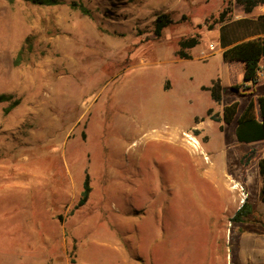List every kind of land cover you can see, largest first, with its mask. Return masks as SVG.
<instances>
[{
  "label": "rangeland",
  "instance_id": "rangeland-1",
  "mask_svg": "<svg viewBox=\"0 0 264 264\" xmlns=\"http://www.w3.org/2000/svg\"><path fill=\"white\" fill-rule=\"evenodd\" d=\"M226 6L242 11L236 0H0V264H236L252 148L231 127L197 126L218 114L201 87L221 57L202 42L176 56L181 40L211 39L204 23ZM160 14L172 23L155 38ZM230 75L242 81L238 66Z\"/></svg>",
  "mask_w": 264,
  "mask_h": 264
},
{
  "label": "trees",
  "instance_id": "trees-1",
  "mask_svg": "<svg viewBox=\"0 0 264 264\" xmlns=\"http://www.w3.org/2000/svg\"><path fill=\"white\" fill-rule=\"evenodd\" d=\"M14 1L27 2L38 6H54L59 4L60 0H7L12 3ZM244 13H250L256 6H264V0H236ZM81 9L85 11L82 7ZM229 7L226 6L218 16L208 24L207 20L204 25L206 29L211 30L216 24H221L219 28V44L222 48V59L225 62H241L243 64L242 84L231 86V90L238 91L244 84H256L258 81L259 61L264 56V38L257 37L247 39L246 37L255 34L257 30L264 31V15H259L256 20L242 19L238 21L226 22L229 20ZM172 21L166 14L156 16L153 23V35L159 38L162 32ZM199 43L198 36H193L179 41V49L176 56L179 59H189L190 56L185 50L195 47ZM201 90L209 92L210 98L216 104L222 99V88L218 79L212 80L210 86L201 87ZM259 108L260 121L255 117V103L251 100L243 108L241 114L236 117L237 103H231L222 108L221 119L218 114L211 115L208 109L206 115L215 122L222 120L224 124H231L236 121L235 137L239 143H251L264 140V96L257 98ZM253 155V153H250ZM257 170L260 177V200L264 202V158L257 161ZM90 192L88 176L85 175L83 190L80 198L74 208L84 205L88 199ZM242 206L240 209H242Z\"/></svg>",
  "mask_w": 264,
  "mask_h": 264
},
{
  "label": "crops",
  "instance_id": "crops-1",
  "mask_svg": "<svg viewBox=\"0 0 264 264\" xmlns=\"http://www.w3.org/2000/svg\"><path fill=\"white\" fill-rule=\"evenodd\" d=\"M254 10H256L255 14H251ZM259 15H264V6H256L250 13H244L243 10L238 13H233L232 16L226 22L238 21L242 19L248 20H256ZM221 24H216L211 30V34L213 35L211 39L206 40L205 34H202L201 40L198 44L203 43L206 47L213 50L214 54H217L221 57L222 63V73L218 79L219 84L222 88V99L220 102V107L218 110V117L221 119L222 116V108L226 105L236 102L237 103V114L238 117L243 108L247 105L249 101H253L255 103V117L257 121H260L259 108L257 104V98L260 96H264V56L259 61V69H258V81L256 84H244L238 91L231 90V86L240 85L243 82H234L231 79L230 71L233 66H238L240 68V73L243 74V64L239 62V64L234 62H225L222 59V48L219 44V28ZM208 31V30H207ZM257 37L264 38V31L257 30L255 34H251L246 37L247 39H254ZM197 44V45H198ZM192 50V48H191ZM202 52V51H200ZM211 55L213 54L210 52ZM209 53V54H210ZM207 87V86H205ZM229 90L231 94V98L229 101L223 103V97L226 92ZM211 109V108H208ZM207 109V110H208ZM207 112V111H206ZM209 122V124L218 123V132L221 133L227 127H231L235 136V129L237 126V122L234 121L231 124H224L222 120L215 122L210 118L202 119L198 118V124L200 125L202 121ZM194 130L198 131L200 134L206 135L203 133V130L200 128H195ZM209 137L208 135H206ZM208 142H211L210 138ZM232 142L238 144L239 142L233 139ZM239 144H247L248 147L252 148L253 152V163L256 165L257 169V161L260 158H264V140L255 141L251 143H239ZM240 154V153H239ZM241 155V154H240ZM255 175V192H247L245 194L244 203L235 209V212H239L242 206L246 208V216L243 218H238L235 224V233L237 235L234 257L236 264H264V202L260 200V177L257 173L254 172ZM245 184H248V180L245 179ZM243 207V208H244ZM238 225V226H237ZM238 227V228H236ZM243 228H246L244 230ZM214 253V252H213Z\"/></svg>",
  "mask_w": 264,
  "mask_h": 264
},
{
  "label": "built area",
  "instance_id": "built-area-1",
  "mask_svg": "<svg viewBox=\"0 0 264 264\" xmlns=\"http://www.w3.org/2000/svg\"><path fill=\"white\" fill-rule=\"evenodd\" d=\"M202 57H205V54L203 52L200 53Z\"/></svg>",
  "mask_w": 264,
  "mask_h": 264
},
{
  "label": "bare ground",
  "instance_id": "bare-ground-1",
  "mask_svg": "<svg viewBox=\"0 0 264 264\" xmlns=\"http://www.w3.org/2000/svg\"><path fill=\"white\" fill-rule=\"evenodd\" d=\"M227 188V187H226Z\"/></svg>",
  "mask_w": 264,
  "mask_h": 264
}]
</instances>
